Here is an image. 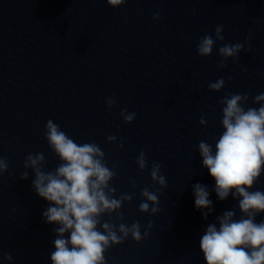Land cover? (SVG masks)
<instances>
[{
  "label": "clouds",
  "instance_id": "clouds-1",
  "mask_svg": "<svg viewBox=\"0 0 264 264\" xmlns=\"http://www.w3.org/2000/svg\"><path fill=\"white\" fill-rule=\"evenodd\" d=\"M113 8L120 7L126 0H106ZM159 19V13L154 16ZM223 25L215 28L213 35L203 36L198 43L197 52L200 57H209L218 41H224ZM245 50L244 44H224L218 49L222 58L218 67H227L226 61L234 62L238 54ZM246 51L251 52L248 43ZM231 77H229L230 79ZM225 85L224 79L210 82V91L220 92ZM247 94H226L219 103L222 108L223 132L213 145L200 141L198 149L202 157V166L214 179L215 191L220 201L229 195L238 201L242 215L236 218V210H226L216 217V222L207 225L199 241L200 251L205 264H264V220L257 222L256 217L264 213V192L253 189L257 180L264 174V93L254 97L253 103L258 108L245 105ZM109 108L115 104L113 98H106ZM125 123H131L135 113L121 110ZM207 121L202 117L200 124ZM45 139L49 148L61 163L53 171L45 172L40 167L45 161L43 153L28 154L24 168L31 167L35 173L32 187L36 194L49 203L43 212L46 223L56 224V238L53 241L55 250L50 254L51 264H105V252L115 244H121L131 234L139 242L148 235L141 234L140 223L133 222L116 225L108 221L102 222L105 214L116 213L120 220L124 214L118 211L125 201H131L134 194L122 193L116 198V189L110 185L116 172L105 162V153L96 143L78 144L73 138L61 130L60 126L49 119L46 123ZM115 142L116 136L107 137ZM123 147V144H120ZM136 164L141 171L148 167L143 150L140 151ZM161 164L153 162L150 177L160 188H166L167 180L161 175ZM8 169V161L0 157V175ZM28 178L27 171L20 179ZM135 186V182H133ZM194 204L202 211L206 220L214 211L213 202L209 198L207 186L196 183L193 186ZM159 189L156 191L145 187L140 195L144 199L139 204L141 213L156 214L159 211ZM149 202H151V207ZM151 221L147 228H151ZM102 229V230H101ZM69 234L67 237L65 234ZM5 259L11 261L12 256L6 254Z\"/></svg>",
  "mask_w": 264,
  "mask_h": 264
}]
</instances>
